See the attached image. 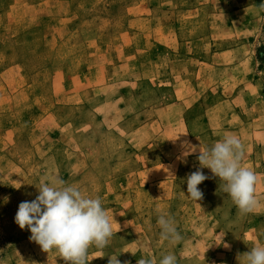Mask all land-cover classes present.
<instances>
[{
  "label": "rangeland",
  "instance_id": "374dc122",
  "mask_svg": "<svg viewBox=\"0 0 264 264\" xmlns=\"http://www.w3.org/2000/svg\"><path fill=\"white\" fill-rule=\"evenodd\" d=\"M262 4L0 0V260L65 264L15 223L19 204L54 177L114 211L113 238L89 250V264L113 254L159 264L169 252L178 264H239L264 243ZM229 132L258 175L253 213H241L207 168L203 199L187 197L200 165L198 153L177 159L181 143L211 146ZM171 160L177 167L164 165ZM160 214L174 217L180 241L160 239Z\"/></svg>",
  "mask_w": 264,
  "mask_h": 264
},
{
  "label": "clouds",
  "instance_id": "9594fccd",
  "mask_svg": "<svg viewBox=\"0 0 264 264\" xmlns=\"http://www.w3.org/2000/svg\"><path fill=\"white\" fill-rule=\"evenodd\" d=\"M261 8H264V4ZM180 147L182 152L178 160H186L188 156L198 153L200 168L186 178L187 197L190 200L198 203L203 199L199 186L209 177L200 169L207 168L219 178V187L241 213H253L260 206L256 195L258 175L244 164L246 150L237 134L225 133L211 146L195 145L185 140ZM170 175L174 177L171 172ZM36 188L39 194L34 200L19 204L15 223L22 230L28 229L31 232L30 240L44 252L57 250L65 264H89V250L93 247L103 250L113 238V221L117 223L114 211L103 206L100 196L86 194L78 185L60 178L42 180ZM8 200V197H4L5 204ZM157 224L161 230V240L175 244L182 239L174 217L160 214ZM225 235L219 232L217 238L224 248H228L229 245L224 243ZM119 255H110L109 264H121ZM237 259L239 264H264V243L254 245L250 251L239 254ZM0 264H4L3 260H0ZM137 264L155 262L151 258H140ZM159 264H178L177 257L169 252L163 255Z\"/></svg>",
  "mask_w": 264,
  "mask_h": 264
},
{
  "label": "crops",
  "instance_id": "0c3cea01",
  "mask_svg": "<svg viewBox=\"0 0 264 264\" xmlns=\"http://www.w3.org/2000/svg\"><path fill=\"white\" fill-rule=\"evenodd\" d=\"M192 4H193V3H192ZM3 93H7V92L5 91V92H3ZM4 95H5V94H2V98L4 97ZM0 100H1V99H0ZM212 133H213V132H207V131H205V134H206V135H211ZM209 144H211V143H209ZM209 144H206V146H210ZM164 165H166V166H167V165H173V167H175V166L177 167L176 163H175L174 161H172V160H171L170 162H168V163L165 162ZM178 167H179V166H178Z\"/></svg>",
  "mask_w": 264,
  "mask_h": 264
}]
</instances>
